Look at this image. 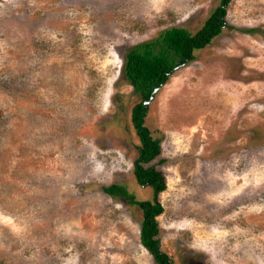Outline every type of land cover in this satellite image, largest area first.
I'll return each instance as SVG.
<instances>
[{
  "label": "rangeland",
  "instance_id": "374dc122",
  "mask_svg": "<svg viewBox=\"0 0 264 264\" xmlns=\"http://www.w3.org/2000/svg\"><path fill=\"white\" fill-rule=\"evenodd\" d=\"M220 0H0V264H157L140 239L126 52L199 29ZM148 105L161 139L160 247L173 264H264V0Z\"/></svg>",
  "mask_w": 264,
  "mask_h": 264
},
{
  "label": "trees",
  "instance_id": "16d2710c",
  "mask_svg": "<svg viewBox=\"0 0 264 264\" xmlns=\"http://www.w3.org/2000/svg\"><path fill=\"white\" fill-rule=\"evenodd\" d=\"M231 0H220L204 24L196 31L186 27L171 26L163 29L153 39L140 42L125 55L124 72L139 100L131 109V121L138 137L137 157L134 160V177L139 186H149L152 198H141L136 190L125 184L112 183L102 186L105 193L123 199L141 209L140 239L157 264H173L171 257L160 247L158 216L164 212L160 193L166 189V179L161 169L152 162L162 159L161 139L146 125L145 117L149 100L155 88L162 86L176 70L196 58L197 51L209 45L219 35L227 22Z\"/></svg>",
  "mask_w": 264,
  "mask_h": 264
},
{
  "label": "water",
  "instance_id": "95a60500",
  "mask_svg": "<svg viewBox=\"0 0 264 264\" xmlns=\"http://www.w3.org/2000/svg\"><path fill=\"white\" fill-rule=\"evenodd\" d=\"M158 90V88H155L153 94L151 95L150 99L153 97L154 93ZM150 100H147V102H149ZM146 103V102H145Z\"/></svg>",
  "mask_w": 264,
  "mask_h": 264
}]
</instances>
